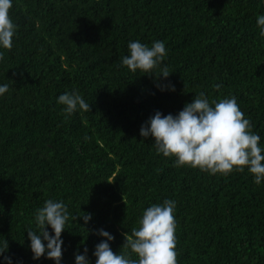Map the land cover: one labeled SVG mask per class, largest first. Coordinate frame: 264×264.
Wrapping results in <instances>:
<instances>
[{
  "label": "trees",
  "instance_id": "obj_1",
  "mask_svg": "<svg viewBox=\"0 0 264 264\" xmlns=\"http://www.w3.org/2000/svg\"><path fill=\"white\" fill-rule=\"evenodd\" d=\"M9 15L17 30L11 50L0 47V86L9 85L0 96V264H56L33 259L26 231L48 199L69 212L60 264H75L85 247L95 264L100 229L124 251V233L165 199L176 203L178 264H264V180L247 168L175 167L140 136L156 111L176 115L203 91L210 103L234 96L264 148L263 0H12ZM137 40L165 44L152 73L122 65ZM165 66L172 73L157 79ZM73 91L91 111L66 118L57 99Z\"/></svg>",
  "mask_w": 264,
  "mask_h": 264
},
{
  "label": "clouds",
  "instance_id": "obj_2",
  "mask_svg": "<svg viewBox=\"0 0 264 264\" xmlns=\"http://www.w3.org/2000/svg\"><path fill=\"white\" fill-rule=\"evenodd\" d=\"M12 0H0V47L11 50L13 37L17 30L9 15ZM260 36L264 37V15L257 17ZM129 55L122 58V65L130 71L138 69L145 74L152 73L167 56L163 41H155L151 47L141 42L128 44ZM4 53L0 52V60ZM172 72L165 66L160 69L161 76L168 78ZM161 91H175L174 85H160ZM219 88L220 85H214ZM9 90V85L0 86V96ZM57 103L63 105L67 116L82 110L91 111L78 92H65L59 95ZM252 124L245 118L234 96L209 102L201 91L191 102H187L178 114L163 115L156 111L140 128V136L154 138L157 153L165 157H175V167L190 166L211 174L229 175L233 171L243 172L245 168L254 175V182L264 180V148L260 146V136L252 131ZM87 139V137H85ZM109 182V181H108ZM111 183V182H109ZM176 203L165 199L162 204H153L143 211L138 221L139 227L125 235L124 251L115 253L108 241L114 240L109 232L100 229L97 235L105 237L95 246V264H178L176 252ZM85 222L91 219L90 213L81 216ZM77 220V216L74 217ZM69 220V212L63 201L48 199L35 213V229L27 231L33 259L42 256L60 264L63 251V231ZM50 226L52 233L48 231ZM45 241L47 242L45 244ZM8 250L7 241L0 246V255ZM130 250V251H129ZM88 249L83 254H75V264H89ZM135 254L137 258H132ZM7 264H12L10 256H3Z\"/></svg>",
  "mask_w": 264,
  "mask_h": 264
},
{
  "label": "water",
  "instance_id": "obj_3",
  "mask_svg": "<svg viewBox=\"0 0 264 264\" xmlns=\"http://www.w3.org/2000/svg\"><path fill=\"white\" fill-rule=\"evenodd\" d=\"M263 5H264V0H263Z\"/></svg>",
  "mask_w": 264,
  "mask_h": 264
}]
</instances>
